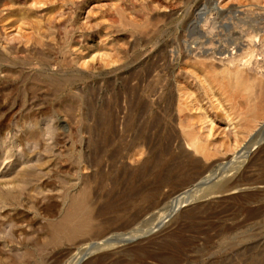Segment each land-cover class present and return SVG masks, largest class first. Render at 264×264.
I'll use <instances>...</instances> for the list:
<instances>
[{
	"label": "rangeland",
	"instance_id": "1",
	"mask_svg": "<svg viewBox=\"0 0 264 264\" xmlns=\"http://www.w3.org/2000/svg\"><path fill=\"white\" fill-rule=\"evenodd\" d=\"M5 6L0 195L9 190L18 198L0 196V264H254L256 256L264 264V119L253 134L237 137L224 96L204 91L238 64L244 76L264 82V0H5ZM200 113L207 115L203 124ZM190 122L212 128L229 147L193 184H164L144 206L130 205L136 196L130 181L139 175L133 170L144 159L154 165L180 152ZM223 176L245 185L205 197L208 181ZM252 192L259 200L246 204L243 196ZM82 195L101 229L54 245L51 227Z\"/></svg>",
	"mask_w": 264,
	"mask_h": 264
},
{
	"label": "bare ground",
	"instance_id": "2",
	"mask_svg": "<svg viewBox=\"0 0 264 264\" xmlns=\"http://www.w3.org/2000/svg\"><path fill=\"white\" fill-rule=\"evenodd\" d=\"M1 7H3L4 9H5V7H7V6H5V0H0V8ZM47 22H49V21H47ZM201 67H203V66H201ZM204 67H206V66H204ZM207 68H209V67H207ZM207 68H205V69H207ZM213 68H214V66H213ZM210 71H211V74H209V76H211L213 73H216L217 70L214 71V72H212L213 69H210ZM210 71H209V73H210ZM207 73H208V71H207ZM221 73L223 75L222 76L223 77V80L220 79L221 77H219V79H218V75L219 74L217 75V77H215V74H213L214 75L213 77H215V80L214 79L213 80L211 79V80L213 81L214 84L211 83L210 85H206V83H205L206 86L204 87V91H205L206 95L209 96V97H212V95L215 96V93L216 92L222 97V99H223V96H224V100L226 102V108H225V112L224 113H225L226 119H228L229 122H230V124H231L229 126H233V132H235V135L236 136L237 135H240V134L245 135V136H250L251 134H253V132L256 131V129H258V127H259L258 123L262 119H264V82L260 81L258 78H250V77L244 76L243 70H242V68H241V66L239 64L237 66H235V68H233V69L231 67L230 68H224L223 71H221ZM193 95H191V96H193ZM214 98L216 99V97H214ZM189 100L190 99H188V101ZM214 101H216V100H214ZM224 113H223V115H224ZM206 114H207V112H206ZM205 116L207 117V115H205L203 113H200V114L196 115L195 117L198 118V120L203 124L205 122V118H206ZM189 117H191V116H188V118ZM206 120H208V119H206ZM184 122H185V120H184ZM206 122H208V121H206ZM193 124L190 122L188 124V127L190 129L189 130H185V132H184V138L186 139V145H184L183 142H182V144L180 142V145H181L180 146L181 147L180 148L181 149L180 152L175 153L173 155L171 154V157L168 158V159H166V161H165V158L164 157H162V159L159 158L158 160L155 161V164L154 165H151L152 164V159L151 158L144 159L143 162L138 166V168L136 170H133L132 173H134L135 175L139 174V175H137V176H139L138 177L139 179L136 178L137 176H133V174H131V177L133 176L132 178L134 180L132 179L133 182L130 181L131 182L130 184H131L133 190L134 189L136 190V196H134V197L131 198V200L129 202L130 205L137 204V206H144L145 205V202L147 200L153 198V195L157 191H159V189L161 188V186L164 185V184L165 185L174 186L175 185V181H177L176 185L177 184H185V185L188 184L189 185L191 182L193 184V182L197 178H199L201 176H204L206 174V172L210 168H212V164H213V163H211L212 160L214 159V157L217 156L218 153H220L223 150V147H225L226 149H227V146L229 147V144L226 143V141H225L224 138H219V137H218L219 139L215 138V135L212 134V131H213L212 128H208V130L205 131L202 128H196L195 127V124L194 125ZM258 140H259V138H258ZM141 150L143 152V148ZM226 152H228V151H226ZM245 153L246 152L244 151L241 155L239 154V156L242 157ZM114 155H115V153H114ZM238 159H239V157H238ZM138 160H139V158H138ZM96 161H97V159H96ZM220 166H222V165H220ZM221 169H222V167H221ZM221 169H220V171H221ZM215 173H217V172H215ZM226 176H223V179H220L219 181H216V179L214 180V178H215V176H214V178L212 179V181H208L207 186L204 189V196L205 197H209V196L219 197V196L225 195L227 193H232L235 190H240L245 185V184H242L241 180H239V179H238V181H237V179L236 180L229 179V178L226 179ZM91 177L93 179V176H91ZM208 178H206V179H208ZM137 179L140 180V182H139L140 185L137 184V183H134V182H137ZM246 180H248V179H246ZM95 181H96V179H95ZM250 181H252V180H250ZM262 181H264V178H263ZM93 184H94V182H93ZM115 184H117V183H115ZM250 184H252V183H250ZM140 186H142V188L139 189ZM182 188H184V187H182ZM192 189H193V186H192ZM188 192H190V191L188 190ZM252 193H247L248 195L245 194L246 196H243L246 204H247V201H250L251 203H253L254 200H256V201L259 200L258 197L256 196V194H254V193L252 194ZM85 194H86V192L84 193V195ZM117 194H119V193H117ZM134 194L135 193H133L132 195H134ZM84 195H82L83 196L82 198L79 197L77 199V201L74 202L73 205H71V208L68 210L67 214L65 215V217H64V219L62 220L61 223L56 224V225H54V226L51 227V243H53L54 245H59V242L61 243V241L63 242L65 240L73 241V240H76V239L81 238V237H84V236L87 238L86 235L89 236L90 235L89 233L90 232H93V230L96 229V227L97 228L98 227L100 228V226L102 227V224H100L99 226H97V224L94 223L95 222L94 221L95 214L91 212L92 207L90 208L87 205V199L84 198V197H87V196H84ZM86 195H88V194H86ZM0 196H1L2 202L15 201L18 198L17 193H15L14 191H9V190H8V192L7 191L6 192L4 191L3 193H1ZM184 196H185V193H184ZM189 198H190V196H189ZM189 198L186 197L184 201L182 200V202H180L181 201L180 200L179 201L180 203L178 205L173 206L172 212L176 209V207H179L180 205H183L184 203H186L188 201L187 199H189ZM190 199H192V198H190ZM89 200H90V198L88 199V201ZM87 206H88L89 209H87ZM93 208H94V206H93ZM102 208H105V207H102ZM261 208L262 207H260L259 209L257 208V212H258L257 214H259V212L261 211ZM107 209L110 212H112V210H115L116 209L115 203L114 204L111 203L110 205H108L107 206ZM143 209H144V207H143ZM100 211H101V209H100ZM115 211H113V212H115ZM116 212L119 213L120 210L119 211H116ZM135 214H137V213H135ZM135 214H133V215L131 214L132 216H130V217H133ZM252 214L254 215L255 212L252 213ZM261 215H263V213H261ZM118 216H121L120 213H119V215H116L115 218H118ZM259 217H261V216H259ZM124 219H122V220H124ZM73 223H74V225H73ZM156 227H158V226H156ZM96 231H98V230L96 229ZM236 231H238V230H236ZM242 235H246V234H243L242 233ZM78 242H80V241H77V243ZM35 253H36V251L34 250L33 254L32 253H30V254L33 256V255H35ZM255 255H257V254H255ZM186 256H189V255H186ZM261 258L258 257V256H256L254 258L255 259V263L258 262L257 264H260ZM166 264H170V263H166Z\"/></svg>",
	"mask_w": 264,
	"mask_h": 264
}]
</instances>
